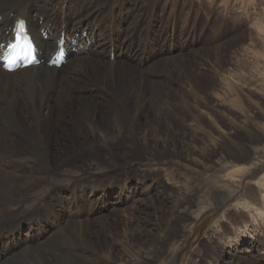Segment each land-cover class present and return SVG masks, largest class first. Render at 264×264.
Returning a JSON list of instances; mask_svg holds the SVG:
<instances>
[{"label":"rangeland","instance_id":"obj_1","mask_svg":"<svg viewBox=\"0 0 264 264\" xmlns=\"http://www.w3.org/2000/svg\"><path fill=\"white\" fill-rule=\"evenodd\" d=\"M111 1L118 2L112 17L100 10ZM34 7L48 27L51 8L42 21L44 7L40 2ZM66 7L69 14L75 11L74 4ZM93 15L98 28L113 29L106 31V45L95 49L100 54L94 60L123 65H115V81L122 96L129 95L130 136L118 135L114 109L107 108L111 94L96 83L94 135L77 112L53 114L54 124L39 145L49 153L51 166H44L43 158L27 167L17 163L20 175L36 180L27 187L16 185L13 193H2L0 182V210L10 214L25 208L20 218L30 219L23 217L28 222L20 226L21 233L40 235L43 228L44 236L21 240L20 245L33 242L27 251L13 243L22 238L20 232L12 243V235L2 238L0 253L11 259L7 264H34L32 256L45 248L46 239L51 247L57 241L54 248L72 257L69 264H138L126 237L135 245L148 240L144 247L155 260V243L164 240L166 255L154 264H264V213L242 204L253 203V195L256 206L264 207V161H255L264 156V32L258 30L264 26V0H94V11L80 24L96 29ZM74 16L69 15L70 26L64 18L65 31L84 42L85 35L73 27ZM107 81L97 83L106 87ZM195 111L204 123L192 118ZM233 151L249 158L236 164ZM246 170L253 172L230 197ZM207 203L213 207L197 216ZM28 223L37 228L30 232ZM72 226L77 230L73 236ZM108 247L111 259L103 255Z\"/></svg>","mask_w":264,"mask_h":264},{"label":"bare ground","instance_id":"obj_2","mask_svg":"<svg viewBox=\"0 0 264 264\" xmlns=\"http://www.w3.org/2000/svg\"><path fill=\"white\" fill-rule=\"evenodd\" d=\"M36 2H40L42 6L44 7V11H43V8L40 9L44 13V14H41L42 16L40 15V17L42 18V21L44 20V15L49 13V8H51V11H50L51 17L47 18V20H49L50 22L49 24L47 23L48 27H43L41 24L42 22H39L40 18H38L35 14L36 8L34 7V4ZM117 3L118 2L109 4L108 2H104L102 8L100 7V10L105 9L106 12H109L110 16L112 17L114 16V11L116 9L115 5H117ZM69 4H74V8H75V11H73L71 14H69L71 11L70 8L66 7L67 11L64 8L65 6H68ZM93 11H94V0H0V45H6L10 41V37L6 35V31L9 27H12L13 22L16 19H27L29 21L28 31L31 34L33 41L36 43V47L39 52V58L44 59L45 62L49 59V56L52 53H54V51L57 49V46L58 44H60L61 39L70 35L69 33L65 31V26H64L65 24H63L64 18H67V20L70 22L68 23V26H70L69 24H71L72 16L76 14L78 18H77V21H75L76 23H74L75 25L73 27L76 30L77 29L81 30L82 34L86 35L84 38V42L80 40L78 35L71 37V39H73V42L77 44V46L75 47H72L70 46V43L65 42L64 46H67V52H68L67 62L65 65H62L58 69L53 68V67L49 68L46 66L45 63L40 64L36 67H29L23 70H17L12 73L5 72L0 68V182H2V186L4 189L2 193L4 194L13 193V191H17L15 189L16 185L18 186L20 185L19 187L21 186L27 187V186H30V184L36 180V178H32L31 176L23 172L22 173L25 176L20 175L21 172L20 174L18 172L19 167L16 168L17 163H21L22 165H26L27 167L31 160H37V159L41 160L43 158L44 159L42 160L43 165L44 166L47 165V167L51 166L49 163V159L47 158L49 157V153L41 152V150L39 149L40 147L39 145L43 143V141L46 139L45 130L51 127L52 124H54L52 123V117L56 111L64 110V113L66 112V114L68 111L69 113H72L71 111L77 112V115H81L85 118L87 130H90V133L94 135V117L92 116L91 112L92 110L94 111L95 103L92 102L91 100L95 99L94 90H93L95 83L98 86L96 88L97 89L99 88L98 90L102 89V90L109 92V94H111L113 101L110 102V104L109 103L107 104L108 105L107 108L114 109V112H113L114 121L113 122L116 125L115 128L117 130L118 135L119 136H124V135L130 136L128 125L131 126V124L128 123L130 121V118H129V113L127 110L129 95H127L126 97H123L122 94L120 93L119 84L115 81L116 68L114 67L115 65H120L119 69H122L123 65L119 63L120 61L118 62L119 64L118 63L114 64L110 62H104L102 60H94V58H96L100 54V51L98 52L95 49L101 50L106 45L105 41L103 40V37L107 33L106 31L110 32L113 29L111 27H107L103 29L98 28L97 23H96V20L98 19L97 15H93L90 19L91 20L90 22L95 23L96 29L95 28L93 29L92 27H89V26L85 27V25L82 26L80 24V22H83L82 20L87 18V15L91 14ZM69 15L71 18L69 17ZM76 16H74V18ZM113 23L114 22H112V24ZM53 26H55L56 28L55 27L53 28ZM41 30L43 32H46L47 40H44L43 37L41 36L40 34ZM258 30L260 31V34L263 33L264 26L258 27ZM98 38L101 40V42H98L97 40ZM86 47H88V51L85 52ZM217 67H219V65H217ZM88 69H90L91 72L87 74L86 70ZM83 75L88 76V77L86 78L84 77L85 78L84 80L78 78ZM98 80H102V81L109 80L111 84L109 86L103 87L104 82L97 83ZM191 88L192 87H190L189 90L192 91ZM138 95L141 96L140 94ZM200 102L201 101L199 99H196V105H198V107L199 105L201 106V104H199ZM165 106H167L166 103H165ZM202 110L203 109H201V111ZM190 112L191 111H189V113ZM194 113H193L192 118L197 122L199 121V123H204L202 122L203 117L200 115L201 112L199 111L197 113V111H195ZM134 118H137V117L135 116ZM99 132H100L99 136H101L104 144L109 145L107 144L109 141L108 138H106L107 135L105 136V134H103V131L101 132L99 130ZM156 134L157 133H155V135ZM167 140L169 141L170 139H167ZM233 143L234 141H232V144ZM238 148L241 150L242 146H239ZM90 151L92 153L91 154L92 157H94V154H96L94 153V147L91 146ZM233 152L234 153L232 152L231 153L235 161L234 163L236 164L245 162L246 159L249 158L246 155H243V156L238 155L236 151H233ZM259 159H262V161H264V156L256 157L255 161L260 162ZM231 164H232V167L236 168L237 165L233 163ZM253 170L244 171V173L240 176L239 182L233 185L234 189L232 187V192L229 195L230 197H232L234 194L237 193V191L239 190V185H240L241 180L244 179L246 176H248L250 173H252ZM203 194L204 196L206 195L205 192ZM246 195H248V197L251 195L249 190L246 191ZM251 196L252 198H250L251 199L250 201L253 200L254 202L252 203V202H249V200H243L242 201L243 207H247V208L252 207L255 209L256 214L258 215L263 214L264 207H262V205L256 206L258 203L257 202L258 200L256 199L255 196L253 195ZM211 207H210V204L207 203V206L204 209L200 210V212H198L196 215L198 216L203 210L209 209ZM24 210L25 208L21 207L18 212L16 213L12 212L10 214H5L0 210V247L4 240L2 238H6L7 236L12 235L9 240V242L12 243L13 240L16 238V236H18L17 233L19 232L21 233L20 226L28 222V221H24L23 217H26V219H30L28 218V216H22L20 218V216L25 213ZM18 218L20 219L17 220ZM19 223L20 225L18 227ZM28 224H29L28 230L30 229V232L33 229L37 228L35 226V223L34 224L28 223ZM169 225L172 226V221L169 222ZM74 227L75 226H72L70 228V230H72L71 231L72 236L73 234L74 235L77 234L76 232L77 230ZM67 228L68 227L65 225L62 227V229L64 230H66ZM42 229L43 228H41V231ZM41 231H40V235L38 233L35 235L33 234L30 235L31 233H29L28 231L26 233H21L22 238L18 239V241L13 242V243L17 244V246L19 247V251H27L29 250L33 242L27 245H20L19 242H21V240H24V239L28 240V237L31 238L32 236L34 239L35 238L41 239L44 237ZM244 231H246V229L243 230L242 233H245ZM53 234H55V232H53ZM74 238H76V236H74ZM125 240H126V244H129L127 245V247H129V251L135 257V260L138 261L137 262L138 264H154L155 261L158 262V258H161V256L163 255H166L164 248L162 250V246L164 243V240L162 239L158 240L155 243V246L157 247V250L159 252V255L157 256L156 260L154 258L152 251H150V249L146 247L147 245H145L144 247V244L149 242L148 240L143 239L144 242L142 245H135L136 244L135 242L134 244L131 243L133 240L130 241V239H128L127 237L125 238ZM53 243L52 244L54 245V247H57L58 242L55 241ZM41 245L45 248L42 250L37 249L35 251L36 253L33 254L32 256L33 258L31 260V262L34 264H69V260L72 259L71 256L67 254L64 255L63 253H61L59 248L56 249L54 247L49 246L47 239L44 240L43 243H41ZM107 245H108V241H107L106 246ZM30 251H32V249H30ZM103 252L104 254L103 253L102 254L108 259H111V257L113 256L112 250L110 249V247L106 248V250L104 248ZM3 254H4V251L2 254L0 253V263L1 261H4V264H7L8 261L11 259L7 260L6 258H4L6 254L5 255ZM11 258L13 259V256Z\"/></svg>","mask_w":264,"mask_h":264},{"label":"snow or ice","instance_id":"obj_3","mask_svg":"<svg viewBox=\"0 0 264 264\" xmlns=\"http://www.w3.org/2000/svg\"><path fill=\"white\" fill-rule=\"evenodd\" d=\"M24 23L21 21L17 25L16 29V43L11 44L9 47L11 49H15L20 46V42L25 40V35H24ZM25 48L27 50V55L24 56V59H27L30 63L34 61V56H33V49L31 48L30 42L25 43Z\"/></svg>","mask_w":264,"mask_h":264}]
</instances>
